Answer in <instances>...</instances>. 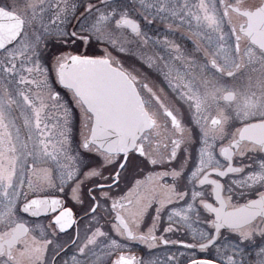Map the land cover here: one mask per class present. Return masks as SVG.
Listing matches in <instances>:
<instances>
[{
	"label": "snow or ice",
	"instance_id": "obj_1",
	"mask_svg": "<svg viewBox=\"0 0 264 264\" xmlns=\"http://www.w3.org/2000/svg\"><path fill=\"white\" fill-rule=\"evenodd\" d=\"M0 264H264V0H0Z\"/></svg>",
	"mask_w": 264,
	"mask_h": 264
},
{
	"label": "flooded vegetation",
	"instance_id": "obj_2",
	"mask_svg": "<svg viewBox=\"0 0 264 264\" xmlns=\"http://www.w3.org/2000/svg\"><path fill=\"white\" fill-rule=\"evenodd\" d=\"M177 36H180V33H177ZM178 43H181L184 46H187L188 48H191V41L189 39H187V36L185 37H181L177 40ZM162 231V229H161ZM180 234H177V236H174L172 238H177ZM167 246H163V245H159L157 249H153V250H148L145 246L143 245H138L134 251L136 252V254L140 257H144V258H148L147 257V253L149 251H151L153 253V255L159 259L162 255H163V250L166 248Z\"/></svg>",
	"mask_w": 264,
	"mask_h": 264
}]
</instances>
